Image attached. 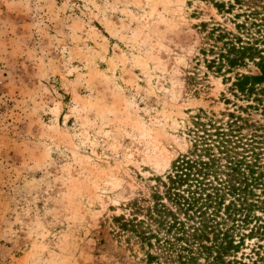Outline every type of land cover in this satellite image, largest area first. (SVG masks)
I'll list each match as a JSON object with an SVG mask.
<instances>
[{"label": "rangeland", "instance_id": "374dc122", "mask_svg": "<svg viewBox=\"0 0 264 264\" xmlns=\"http://www.w3.org/2000/svg\"><path fill=\"white\" fill-rule=\"evenodd\" d=\"M230 43L264 54V0H0V264H188L156 248L174 261L149 263L114 217L143 218L199 108L241 115L239 145L264 135V96L232 85L259 58L230 69ZM256 192L246 264L264 258Z\"/></svg>", "mask_w": 264, "mask_h": 264}, {"label": "trees", "instance_id": "16d2710c", "mask_svg": "<svg viewBox=\"0 0 264 264\" xmlns=\"http://www.w3.org/2000/svg\"><path fill=\"white\" fill-rule=\"evenodd\" d=\"M220 56L230 69L243 66L246 59L254 61L259 58L256 64L260 73L238 74L232 85L241 96L262 104V50L252 45L230 43L228 53ZM212 63H216L214 59L209 60L208 66ZM221 67L222 64L219 65ZM221 114L228 116L227 121L204 108H199L192 115L193 126L189 127L188 133L192 145L172 161L166 180L157 177L156 181L161 182L164 191L159 187L154 189L153 204L146 208L143 218L137 214L132 218L124 215L114 217L120 235L127 234L129 240L136 238L144 249L147 247L145 254L149 263L164 257L174 261L169 255L162 256L164 251L172 249L177 250L181 260L188 264H246L236 258L235 253L239 252L242 244V237L236 240V231L240 229V222L251 223L256 218L252 215L260 198L256 190L262 188L264 192V166L259 159L262 148L259 144H264V135H258L256 129L252 135L259 136V141L239 145L236 140L241 139L234 138L244 129L243 117L234 112ZM247 152H251V158ZM222 207L227 217L222 218L224 222L221 223L216 218ZM180 212L187 220L199 218V224L187 225L180 218ZM228 219L230 225L226 223ZM253 231L250 229L248 235L253 236ZM174 235L179 242L171 239ZM155 248L164 253L155 254ZM202 257L205 263L199 261ZM261 262L264 264V258Z\"/></svg>", "mask_w": 264, "mask_h": 264}]
</instances>
